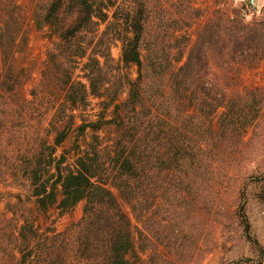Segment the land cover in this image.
Masks as SVG:
<instances>
[{
  "label": "trees",
  "instance_id": "1",
  "mask_svg": "<svg viewBox=\"0 0 264 264\" xmlns=\"http://www.w3.org/2000/svg\"><path fill=\"white\" fill-rule=\"evenodd\" d=\"M161 3L35 0L27 18L17 3L0 0V105L24 83L14 61L27 43L26 20L48 33L40 86L54 96L46 140L24 158L5 155L27 134L6 130L0 116V182L20 179L23 190L0 212V264H137L149 211L193 195L236 161L264 108V90L247 77L264 58V12L246 19L233 1L214 0L209 13L191 1ZM90 97L100 102L97 118L81 119L75 129L89 130L91 141L71 167L63 165L56 150ZM105 128L113 137L102 147L98 132ZM247 179L264 201V171ZM236 200L230 218L253 254L250 263L262 264L245 190ZM80 203L76 224L40 231L39 215L53 209L62 217Z\"/></svg>",
  "mask_w": 264,
  "mask_h": 264
},
{
  "label": "rangeland",
  "instance_id": "2",
  "mask_svg": "<svg viewBox=\"0 0 264 264\" xmlns=\"http://www.w3.org/2000/svg\"><path fill=\"white\" fill-rule=\"evenodd\" d=\"M13 1L20 6L21 13L30 17L35 0H2ZM167 1L166 6L177 2L183 5L189 1L195 3L205 13L212 10L214 0H159ZM233 1L241 12L244 0H216ZM254 7L246 14V19L256 18L264 12V0H254ZM12 9V8H11ZM173 11V8L170 9ZM27 43L25 49L15 54V73H19V81L23 85L18 95L8 97L5 103L0 105V116L4 117L6 130L14 135L26 132V140L19 143L12 142L5 153L9 157L20 159L26 157L25 153L34 145H38L40 139L46 140L48 121L52 98L42 94L40 86L41 73L44 69L46 53L50 47L46 30H36L30 21L26 20ZM196 28V25L193 26ZM110 53L114 61H117L120 53L119 43L111 46ZM22 72H19L21 71ZM134 77V69L131 70ZM82 73L76 69L74 78L79 79ZM248 80L260 86L264 90V58L259 67L247 74ZM125 97L123 93L119 101ZM100 110V102L90 97L84 110L75 111L78 116L75 125L71 128L68 137L62 146L57 148L55 156L64 155L63 165L72 166L76 153L83 149L91 141L92 133L86 130L82 135L75 126L81 119L85 122L94 121ZM36 133L39 134L36 138ZM113 137L112 128H105L98 132V140L101 146L109 144ZM25 155V156H23ZM228 168V167H227ZM218 171L214 175V181L194 192L193 195L184 194L183 200L175 202L167 207L156 205L149 211L140 225L142 236L141 245L145 251L141 252L137 264H251L253 254L249 246L244 242L236 227V222L230 218V213L237 206V196L241 190L246 192V215L251 230L256 239L264 246V201L254 197L257 188L249 182L247 176L264 171V108L259 119L248 131L236 161L230 168ZM2 172L5 171L3 167ZM18 173V177H20ZM20 179L0 182V212L6 211V205L16 201L15 195L23 193ZM83 204H78L70 213L58 217L56 210H49L45 215L38 216L40 231L48 232L54 229L57 232L76 224L82 215ZM124 210L129 212L124 206ZM8 217L11 214L8 212ZM134 222V221H133ZM2 224L0 223V226ZM264 264V260L263 263Z\"/></svg>",
  "mask_w": 264,
  "mask_h": 264
},
{
  "label": "built area",
  "instance_id": "3",
  "mask_svg": "<svg viewBox=\"0 0 264 264\" xmlns=\"http://www.w3.org/2000/svg\"><path fill=\"white\" fill-rule=\"evenodd\" d=\"M254 6V0H244V7L242 13L246 16V14L252 11Z\"/></svg>",
  "mask_w": 264,
  "mask_h": 264
}]
</instances>
